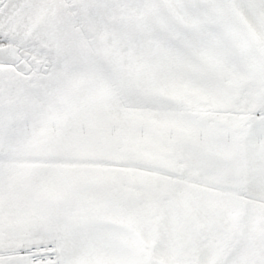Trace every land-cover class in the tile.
Segmentation results:
<instances>
[{"label":"snow or ice","instance_id":"snow-or-ice-1","mask_svg":"<svg viewBox=\"0 0 264 264\" xmlns=\"http://www.w3.org/2000/svg\"><path fill=\"white\" fill-rule=\"evenodd\" d=\"M0 264H264V0H0Z\"/></svg>","mask_w":264,"mask_h":264}]
</instances>
